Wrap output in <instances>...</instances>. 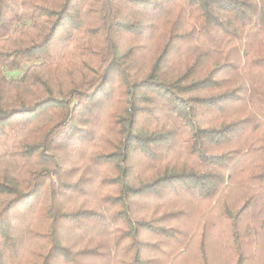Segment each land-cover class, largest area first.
<instances>
[{"label": "trees", "instance_id": "1", "mask_svg": "<svg viewBox=\"0 0 264 264\" xmlns=\"http://www.w3.org/2000/svg\"><path fill=\"white\" fill-rule=\"evenodd\" d=\"M263 120L264 0H0V264H212L186 210L219 194L253 264Z\"/></svg>", "mask_w": 264, "mask_h": 264}, {"label": "rangeland", "instance_id": "2", "mask_svg": "<svg viewBox=\"0 0 264 264\" xmlns=\"http://www.w3.org/2000/svg\"><path fill=\"white\" fill-rule=\"evenodd\" d=\"M240 56L242 57V54H240ZM20 73L21 72L18 71V72L7 73L6 75L11 76V77H16ZM224 77L227 78V80L225 81V84L229 85V86H231L233 84V85H238L241 87L244 84L248 83V81L245 82L243 80H239L238 78L235 79L234 78L235 76H233L232 74H225ZM249 77H251V78H248V80H250V81L251 80L255 81V79H256V75H249ZM245 88L247 89L248 87H245ZM247 90H250V88H248ZM248 95H249V93H247V96ZM242 96H245V94L243 93ZM258 112H259L258 109L252 110L251 116L253 119L258 120L256 118V116H259ZM247 153H248V150L242 152L240 156L245 155ZM239 163H235V162L233 163L234 166L240 165L239 168L237 169V173L241 169L243 170L244 168L247 167L246 164H242V162H239ZM224 187H227V185H225ZM96 188L97 187L95 185L89 187L86 191L87 193L80 196L79 200L77 201V207H82L83 204L87 205L92 199H95V196L89 194L88 192L94 191ZM219 195H217L211 202L204 204V206L201 209H199V208L196 209L194 207L193 208H187L186 213L189 215V217H191L190 222H192L194 224L195 230H197V233H198V220L200 218H203V220H204L203 222L205 225H208L209 223L211 225L210 228H209V226L206 227V229L208 228V230H209L208 233L206 234L209 237V241H207L206 246L209 248L210 262L212 264H228V260L226 261V259H227L226 256H228V254H229L228 257L231 258L232 254H231L229 246L226 242V237H225V233H224L225 224H224V222L221 223L222 220L220 219L221 217H220L219 202L221 200V197H219ZM240 196H241L240 189L237 186L232 187V191H230L228 197L234 205L237 204V201L240 199ZM91 197H92V199H90ZM73 201H75V200L73 199ZM245 224L246 223H243L242 227ZM63 230L65 231L63 237L65 239H70L69 244H71L73 246L72 249L77 250V248H79V246H80L79 242H83V240H85V239L82 237L81 234L74 233L70 228L63 229ZM197 236H199V234ZM197 236L195 238H193L191 244H189V246H191L193 248V250H192L193 252L195 250L197 251V246H198ZM251 239L254 242V246L251 248H253L254 250H259L258 253H256V255H255L256 258L253 259V264H264V237H263V234H258L256 236H253V237H251ZM191 247H189V248H191ZM25 248H27V247H25ZM196 258L193 257L190 253L189 254L187 253L186 256L182 258V260H183L184 264H189V263L194 262ZM164 260L167 261L166 258ZM82 263L89 264L88 262L86 263L84 259H83Z\"/></svg>", "mask_w": 264, "mask_h": 264}]
</instances>
